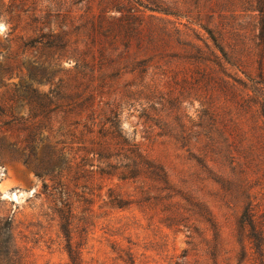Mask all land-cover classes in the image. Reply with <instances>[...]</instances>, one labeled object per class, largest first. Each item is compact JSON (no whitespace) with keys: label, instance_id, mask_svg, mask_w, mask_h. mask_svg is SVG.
Returning <instances> with one entry per match:
<instances>
[{"label":"rangeland","instance_id":"1","mask_svg":"<svg viewBox=\"0 0 264 264\" xmlns=\"http://www.w3.org/2000/svg\"><path fill=\"white\" fill-rule=\"evenodd\" d=\"M255 3L0 0V264H264Z\"/></svg>","mask_w":264,"mask_h":264},{"label":"trees","instance_id":"2","mask_svg":"<svg viewBox=\"0 0 264 264\" xmlns=\"http://www.w3.org/2000/svg\"><path fill=\"white\" fill-rule=\"evenodd\" d=\"M138 2V0H136ZM140 2V1H139ZM144 8H146V6L143 5ZM208 9V13L205 15L206 16V21L208 23H211L213 21V16L214 15H218L219 17H222L226 14V8L224 6H222V4H220L218 1H215L212 5L210 6H204L202 9ZM152 10V9H151ZM163 11V14L166 15H174V16H180L178 13L176 12H168L166 10H160ZM252 11L257 12L258 14V19H259V25H260V29H259V36L258 38L260 39L261 43H264V2L263 0H256L255 6L252 9ZM200 13V11H199ZM205 31L208 33V37L210 38V40L212 41L213 45L219 49L222 53V58L224 59V61L226 63H230V57L231 54L233 55V52H235V50H233V48H231L229 46V44L225 45L224 42V38L222 37L221 33H219L218 31H216L215 29L209 28V27H204ZM227 46L229 48V52H227L225 50V47L223 46ZM230 56V57H229ZM263 74H259V77L262 79V81L259 80H251L254 84L258 85L259 83H261L264 87V77H262ZM254 96L258 97L259 99H261V106L263 109V116H264V92H263V96L262 95H258V93L261 91V89L259 90L258 88L253 87L251 88ZM15 256H17V253H15ZM16 261H14V264H18L17 263V258L15 259Z\"/></svg>","mask_w":264,"mask_h":264},{"label":"clouds","instance_id":"3","mask_svg":"<svg viewBox=\"0 0 264 264\" xmlns=\"http://www.w3.org/2000/svg\"><path fill=\"white\" fill-rule=\"evenodd\" d=\"M6 25L3 23H0V34H2L6 30Z\"/></svg>","mask_w":264,"mask_h":264}]
</instances>
